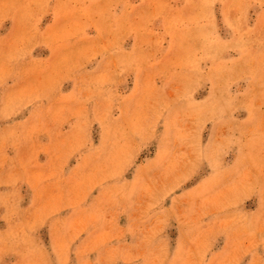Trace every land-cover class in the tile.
I'll use <instances>...</instances> for the list:
<instances>
[{
    "label": "rangeland",
    "instance_id": "obj_1",
    "mask_svg": "<svg viewBox=\"0 0 264 264\" xmlns=\"http://www.w3.org/2000/svg\"><path fill=\"white\" fill-rule=\"evenodd\" d=\"M0 264H264V0H0Z\"/></svg>",
    "mask_w": 264,
    "mask_h": 264
},
{
    "label": "bare ground",
    "instance_id": "obj_2",
    "mask_svg": "<svg viewBox=\"0 0 264 264\" xmlns=\"http://www.w3.org/2000/svg\"><path fill=\"white\" fill-rule=\"evenodd\" d=\"M191 2V1H190ZM136 11V10H135ZM53 15V14H52ZM54 18V17H53ZM24 66V65H23ZM110 70V69H109ZM76 71V70H75ZM180 72V71H179ZM100 80V79H99ZM80 85V84H79ZM110 91V90H109ZM109 94V93H108ZM149 96V95H148ZM159 98V97H158ZM113 100V99H112ZM129 102V101H128ZM196 106V105H195ZM216 106V105H215ZM36 110V109H35ZM81 117V116H80ZM100 120V119H99ZM130 133V132H129ZM104 134V133H103ZM108 138V137H107ZM135 138V137H134ZM95 152V151H94ZM95 166V165H94ZM111 174V173H110ZM86 175V174H85ZM106 175V174H105ZM140 179V178H139ZM149 181V180H148ZM97 183V182H96ZM115 190V189H114ZM33 200V199H32ZM26 233V232H25ZM33 259V258H32ZM33 261V260H32Z\"/></svg>",
    "mask_w": 264,
    "mask_h": 264
}]
</instances>
